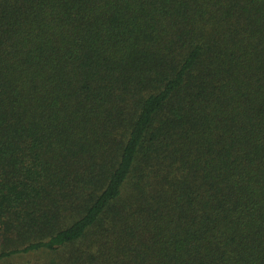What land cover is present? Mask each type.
Masks as SVG:
<instances>
[{
    "label": "trees",
    "instance_id": "trees-1",
    "mask_svg": "<svg viewBox=\"0 0 264 264\" xmlns=\"http://www.w3.org/2000/svg\"><path fill=\"white\" fill-rule=\"evenodd\" d=\"M42 252L264 264V0H0V263Z\"/></svg>",
    "mask_w": 264,
    "mask_h": 264
},
{
    "label": "rangeland",
    "instance_id": "rangeland-1",
    "mask_svg": "<svg viewBox=\"0 0 264 264\" xmlns=\"http://www.w3.org/2000/svg\"><path fill=\"white\" fill-rule=\"evenodd\" d=\"M46 255L45 253H33V254H24L22 256H18V257H15L13 258V262L11 264H19L23 261H27V260H30V261H40L42 262L44 259H45ZM0 264H10V262H3V263H0Z\"/></svg>",
    "mask_w": 264,
    "mask_h": 264
}]
</instances>
